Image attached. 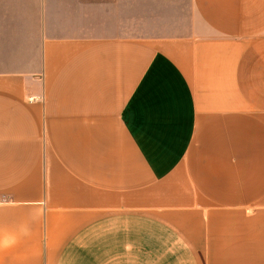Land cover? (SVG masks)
Masks as SVG:
<instances>
[{"label": "crops", "instance_id": "1", "mask_svg": "<svg viewBox=\"0 0 264 264\" xmlns=\"http://www.w3.org/2000/svg\"><path fill=\"white\" fill-rule=\"evenodd\" d=\"M0 264H264V0H0Z\"/></svg>", "mask_w": 264, "mask_h": 264}, {"label": "clouds", "instance_id": "2", "mask_svg": "<svg viewBox=\"0 0 264 264\" xmlns=\"http://www.w3.org/2000/svg\"><path fill=\"white\" fill-rule=\"evenodd\" d=\"M31 229L28 223H21L16 232H9L0 229V251L14 247L20 237H29Z\"/></svg>", "mask_w": 264, "mask_h": 264}]
</instances>
